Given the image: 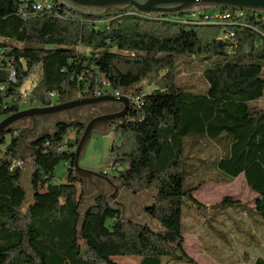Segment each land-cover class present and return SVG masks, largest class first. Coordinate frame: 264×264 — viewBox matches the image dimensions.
Masks as SVG:
<instances>
[{"label":"trees","instance_id":"1","mask_svg":"<svg viewBox=\"0 0 264 264\" xmlns=\"http://www.w3.org/2000/svg\"><path fill=\"white\" fill-rule=\"evenodd\" d=\"M22 1L0 0V117L21 110L19 88L36 69L28 98L38 106L74 99L103 82L111 95L138 96L137 111L128 108L109 124L118 136L110 149L113 165L122 167L112 178L136 194L154 190V206L146 211L173 236L123 218L102 185L89 201L82 188L78 192L73 149L86 123H56L53 134L29 142L25 130L11 125L0 134V264H118L116 256H137L140 264H198L184 250L182 208L200 207L193 192L206 181L184 187L180 165L188 139L221 142L213 164L220 180L243 175L256 194L253 209L224 197L219 213L229 217L231 207L264 221V108L257 105L264 97V12L237 15L228 8L230 21L213 24L205 16L226 7L201 6L197 17L189 9L174 19L130 6L84 11L60 0L51 12L34 11ZM195 55L212 58L202 93L185 90L171 73L177 58ZM142 82L156 86L145 92ZM106 103L111 110L113 103ZM130 115L134 121L125 119ZM20 146L34 166L24 207L22 169L13 166L24 160ZM59 162L68 167L63 182L55 178ZM252 264H264V256Z\"/></svg>","mask_w":264,"mask_h":264},{"label":"rangeland","instance_id":"2","mask_svg":"<svg viewBox=\"0 0 264 264\" xmlns=\"http://www.w3.org/2000/svg\"><path fill=\"white\" fill-rule=\"evenodd\" d=\"M66 5L68 6L69 4L66 3ZM170 16L174 19L178 17L172 14ZM1 52L2 50H0V56ZM211 62L212 58L200 55L177 58L171 68V73L175 82L182 85L185 90L202 93L207 88V83L202 74ZM38 77L39 71L36 69L35 73L28 77L20 86L19 91L23 96L21 109L38 106L28 98L29 90ZM141 85L146 88L145 92L156 86L151 85L147 87V82H142ZM107 104L78 107L66 112L38 116L33 130L29 132L25 131L24 137H21L23 141H34L45 135L53 134L57 128L56 123H87L91 118L106 113L107 111L105 110H109L106 107L108 106ZM112 105L114 109L120 107L119 103H113ZM257 105L264 108V97L257 102ZM32 126L31 120L24 119L15 122L11 127L24 130L25 128H32ZM74 135V132L71 131L67 137L68 139H73ZM113 143H118V136L113 130H110L107 134L94 133L88 141L85 152L79 161L80 167L100 172L104 171L109 176L117 175L122 167L113 165L110 152ZM222 149L221 142L217 140L213 141L204 137L196 142L191 139L186 140V147L183 150V154H181L182 161L180 165L185 172L184 187L196 185L203 179L206 182H202V185L193 192V196L199 202L200 207L188 204L182 208L184 250L198 264H252L258 256H264V221L252 213L250 216L246 212L235 214L232 208L227 209V212L230 214L228 218L219 213L223 211L218 206H220V202L224 197L238 200L245 205V210L253 209L256 198V194L249 190L243 175H239L232 181L220 180L219 172L213 168V164L214 158L221 155ZM27 151L21 146L18 147V153L24 158V160H20L23 162L21 165V183L26 192L23 207L31 201V176L34 171L33 162L31 157L28 156ZM64 164L63 162H59L56 166L55 178L58 180L57 182L65 181L68 167ZM99 181L101 180H97L98 184ZM75 185L78 192H80L81 188H83L81 183L77 182ZM99 185L104 187V191L108 195L109 192L106 191L105 187L106 183L104 182ZM127 192L134 195L131 198L137 204L136 212L126 210L125 216L129 217L132 214L134 217L130 220L149 224L156 232L166 234L161 225L152 219L146 211L147 205L154 206L153 196L155 191L149 189L143 192V194H136L129 190ZM91 193H85V198L87 199ZM117 199L121 200L119 197ZM212 218L214 220H211ZM235 218L236 220L242 218L245 221H242L243 224L239 226V220L235 221ZM239 228L241 231H238ZM219 234H222L224 237L220 238ZM112 260L118 264H140V257L137 256H116ZM170 264L173 263L170 262Z\"/></svg>","mask_w":264,"mask_h":264},{"label":"water","instance_id":"3","mask_svg":"<svg viewBox=\"0 0 264 264\" xmlns=\"http://www.w3.org/2000/svg\"><path fill=\"white\" fill-rule=\"evenodd\" d=\"M71 5L74 8L84 11H100L109 9H118L130 6L136 12L152 14V15H168L177 14L194 7L212 6L226 7L231 9H241L254 12H264V0H60ZM106 102L119 103L122 108L116 112H108L91 118L84 126L83 131L73 149V167L72 175L82 183V189L85 193H91L87 200L92 199L100 192L97 179L106 183V191L108 201L121 211V216L125 219L127 207L119 195L121 188L120 183H114L112 176L105 175L100 171L89 170L80 167L79 161L82 158L86 145L94 133L107 134L109 132V124L121 120L125 116L129 108V98L127 95H121L116 98L111 94H103L100 96L88 95L82 98H74L64 102H59L50 106H31L26 109L18 110L11 113L0 120V134L9 126L19 120L29 119L32 121V128H25V131H31L35 125V119L45 114H56L58 112H66L74 110L78 107H86L89 105L103 104ZM23 131V130H22ZM19 136H22L21 132ZM88 185V186H86ZM121 200H118L117 198ZM172 238V232H166L165 236Z\"/></svg>","mask_w":264,"mask_h":264},{"label":"built area","instance_id":"4","mask_svg":"<svg viewBox=\"0 0 264 264\" xmlns=\"http://www.w3.org/2000/svg\"><path fill=\"white\" fill-rule=\"evenodd\" d=\"M22 4H24L25 6H29L31 7L32 10L34 11H45V12H51L53 10V6H54V1L53 0H24L22 1ZM200 8H202L201 6L200 7H194L192 9H190V11H192L191 15L192 17L193 16H196V13H198L199 15H201V10ZM23 10V8H21ZM230 9L228 8H224V10H220L218 12H214L213 14L211 15H206L205 16V19H204V22H207V23H218V24H221L223 22H226V21H230L229 18H230ZM234 12L237 14V15H242L244 12L243 10L241 9H234ZM197 17V16H196ZM184 22L186 23H190V21H186L184 20ZM193 23H197V22H193ZM231 36H233V33H230L229 34ZM226 37H228L227 35H223L221 38L225 39ZM228 37V38H229ZM9 80L11 81H14L15 80V73H14V70L10 69L9 71ZM107 85L105 82H103L100 86L101 88H97L95 87L94 89L92 90H89V89H86L85 91H82V92H78L77 93V98H82V97H86L88 95H93V96H100V95H103V94H110L108 93V89H106V86ZM3 86L0 85V89H2ZM54 94L51 93V96H53ZM113 96L115 97H119L121 96V93L118 92V91H115L112 93ZM141 102H140V99L138 96L136 97H129V108H132L134 111H137L140 106H141ZM127 121H134V117L133 115H130V116H127L125 118ZM63 150H66L65 148ZM23 164L22 161H16L14 162L13 166H21Z\"/></svg>","mask_w":264,"mask_h":264},{"label":"flooded vegetation","instance_id":"5","mask_svg":"<svg viewBox=\"0 0 264 264\" xmlns=\"http://www.w3.org/2000/svg\"><path fill=\"white\" fill-rule=\"evenodd\" d=\"M121 108H122V106L120 105L119 108H116V109L112 108L111 110H108L106 113H108V112H116V111L120 110ZM127 114H128V111H127V113L125 115H127ZM112 127H113V125L111 126V128ZM102 173H104L105 175H109V174H106V172H104V171ZM97 180H100V179H97ZM114 182L115 183H120L117 180H114ZM120 184H122V183H120ZM81 185H82V183H81ZM98 186H99V184H98ZM99 188L101 189L100 186H99ZM119 195H120V198L122 199V201L125 202V204L127 206V211H129V212L135 211L136 212V204H137V202H135V200H132V198H131V196H134V195L128 194V192H127L126 188L124 187V185H121V188L119 190Z\"/></svg>","mask_w":264,"mask_h":264},{"label":"crops","instance_id":"6","mask_svg":"<svg viewBox=\"0 0 264 264\" xmlns=\"http://www.w3.org/2000/svg\"><path fill=\"white\" fill-rule=\"evenodd\" d=\"M254 203H255V202H254ZM230 208H231V207H229V209H230ZM227 209H228V208H227ZM232 213H233V212H232ZM232 213H231V214H232ZM228 216H229V215H228ZM229 217H230V216H229ZM227 218H228V217H227ZM237 220H239V223H240L239 226H241V225L243 224L242 221H245V219H242V218H238ZM237 220H236V218H235V221H237ZM255 221H256V220H255ZM232 223H233V221H232ZM238 231H241V229L239 228Z\"/></svg>","mask_w":264,"mask_h":264}]
</instances>
